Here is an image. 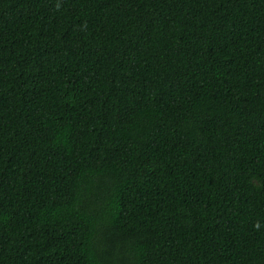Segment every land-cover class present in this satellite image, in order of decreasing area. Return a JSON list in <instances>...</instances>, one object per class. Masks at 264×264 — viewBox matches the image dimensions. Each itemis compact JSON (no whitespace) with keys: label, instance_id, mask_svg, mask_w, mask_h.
Masks as SVG:
<instances>
[{"label":"trees","instance_id":"1","mask_svg":"<svg viewBox=\"0 0 264 264\" xmlns=\"http://www.w3.org/2000/svg\"><path fill=\"white\" fill-rule=\"evenodd\" d=\"M0 264H264V0H0Z\"/></svg>","mask_w":264,"mask_h":264}]
</instances>
